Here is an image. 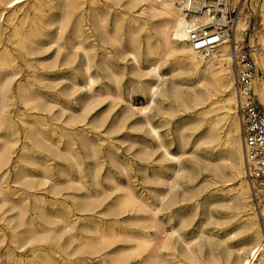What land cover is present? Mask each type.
<instances>
[{"label":"bare ground","instance_id":"6f19581e","mask_svg":"<svg viewBox=\"0 0 264 264\" xmlns=\"http://www.w3.org/2000/svg\"><path fill=\"white\" fill-rule=\"evenodd\" d=\"M122 1L0 0V206L5 209L0 220L6 223L10 239L0 252V260L4 258L3 264H264L262 225L251 210L249 186L242 180L243 144L230 39L208 54L192 48L188 42L190 28L198 24L208 27L214 20L211 12H198L193 0ZM229 2L224 3V12L238 0ZM249 8L260 16L261 45L255 50H262L256 63L264 73V1L249 0ZM248 10L242 8L240 15ZM242 17L235 23L238 43L248 27V18ZM124 22L130 33L127 45L117 31ZM142 31L145 37L141 40ZM107 43L116 44L138 66L142 64V50L152 57L153 63L143 68L144 75L155 78L148 87L149 109L159 97L174 98L195 112V129L205 125L201 139L210 144L212 155L219 156L214 160L219 162L214 165L213 193L225 202L217 233H206V238L188 236L192 213L183 212L182 203L193 196L187 200L186 191L178 196L176 190L178 178L192 166L183 157L189 151H170L148 108L139 110L143 117L137 125L146 128L174 169L169 176L155 171L151 175L144 165L142 180L148 182L156 176L165 184L162 190L141 189L134 183L131 160L118 146L109 144L110 136L104 138L89 128L72 132L62 127L58 133L54 128L49 130L46 121L37 122L38 113L33 111L54 114L56 106L60 118L69 112L63 117L66 125L87 119V112L76 114L70 101L75 87L83 85L94 94V86L104 84V73L109 71L116 78ZM51 45L58 48L53 61L37 56L43 47ZM62 50H66L65 56L60 59ZM80 56L82 60L76 63ZM164 64L183 75L178 82L186 90L178 85L163 87ZM63 82L73 87L64 84L58 89ZM254 92L264 104V76L256 75ZM94 95L107 94L99 89ZM15 98L32 111L33 119L27 120L24 112L11 109ZM18 122L24 126L23 136ZM88 122L99 130L105 126L106 117L95 115ZM179 137L184 145L191 142L182 133ZM151 146H143V158ZM100 148L104 149L103 156L99 155ZM82 164L87 168L73 170V165ZM115 166L126 174L125 181L119 179ZM126 213L129 217L120 223L117 217ZM108 215L115 218L108 220ZM5 240L6 233H0V244ZM28 246L32 255L23 256Z\"/></svg>","mask_w":264,"mask_h":264},{"label":"rangeland","instance_id":"374dc122","mask_svg":"<svg viewBox=\"0 0 264 264\" xmlns=\"http://www.w3.org/2000/svg\"><path fill=\"white\" fill-rule=\"evenodd\" d=\"M122 3H125V0H123ZM248 12L249 13H245V14L243 12L244 14L243 17L248 18V22H247L248 30L246 34H242L239 40L245 46L252 47L253 49L252 53L255 58V62H257L258 61L256 60L257 55L258 54L263 55L262 50L260 48L259 50H255V46L260 47L261 45L258 34L262 30V26L260 24L259 13L256 11L255 14V12H253V10H251L250 8ZM243 17L242 19H244ZM112 18L113 15L111 16L110 21L112 20ZM110 23L112 26L113 20ZM126 28L127 27L124 22L121 23L120 28H118L117 30L118 34L123 38V42L125 45H127L130 40V33L127 31ZM144 37H145V31H142L139 34V39L142 40ZM106 47L109 49V52L112 54L114 58V70L115 72L117 71L116 72L117 76L116 78H114L109 71L104 73V75L106 74L107 76V77L105 76L103 79L104 84L102 85L101 83H97L94 86V88L96 89L94 94L97 93L99 89H101L107 95L103 97L95 96L92 92L88 91L82 85L75 87L74 97L70 101L72 108H74L77 111L76 114L87 112L88 117L84 122L83 121L78 122L73 126L66 125L64 123L65 121L64 118L67 117L69 112L65 113L66 115L63 116L64 118L63 117L60 118L58 116L59 114H56L60 110L58 106L54 108V114L53 112L47 113L42 110H36L33 112L38 113L39 120H37V122L45 123L46 121L48 125L47 128L49 130L54 128L58 133L60 132L62 127H65V129L71 130L72 132H78L83 130L84 128H89L90 130H92V132H97L99 135L103 136L104 138H108V136H110V139H107L109 144H115L116 146H118L119 152L124 157H127L131 160L130 169L134 171V180H135L134 183H136L138 187L141 189L145 187H149L157 190H162L164 189L165 184L163 182H160V180L156 176H153L151 179H149L148 182L142 180L141 169L145 165L146 168H148V172H150L151 175L153 174V171H155L158 173L166 172L167 176H169L174 169V164L172 161L164 157L163 149L160 147L158 148L156 143L152 140L151 136L148 134L146 128L137 125L138 122L143 117L142 113H140L139 110L142 108L147 109L148 105L150 104L148 87L150 84H152L155 81V78L144 75L143 68H146L149 64L153 63L152 57L147 56L146 53L142 50L140 52V63L142 64L138 66V64L134 63L132 57L129 54L122 52L116 44L107 43ZM65 51L66 50H62L60 52V57H59L60 59H63V57L65 56ZM229 52H230V44H229ZM57 54H58L57 45H51L50 48H47V46L43 47V50L40 51L37 54V56L41 58H47L49 62V61H53V59L57 56ZM81 60H82L81 56L77 57L76 63H78ZM256 66L258 70L257 73L258 76H264L263 70L260 67H258V63H256ZM231 70L234 77L233 61H231ZM161 72L163 78H165V84L163 86L165 89L171 88L172 85H178L182 89L186 90V86L181 85L178 82L179 79L183 78V75L178 74L177 71H172L168 64L163 65ZM64 84L68 85L70 88L73 87L70 83L63 82L58 86V89L63 87ZM234 88H235V77H234ZM40 89L42 91L49 90V88H40ZM119 96L121 98H119ZM257 98L259 100V103L264 107V104L260 101L258 96ZM126 100H128L130 103L128 101L126 102ZM11 103L13 104L11 108L13 111L24 112L25 119L27 120L33 119L31 116L32 114H30L32 113V111L28 110L16 98L15 100L13 99ZM237 109L238 106H236V110ZM195 110H199V108ZM149 114L153 117L154 122L158 124V129L161 132L165 142L169 144L168 148L170 149V151L176 154H182L185 151H189L186 154H184L183 157L184 159L186 158L187 159L186 162L191 163L192 166H190L189 170L187 169L183 173V175L180 178H178L180 186H178L176 190L178 196H182L184 191H186L187 200L188 197L190 198L191 196H193L192 200L185 201L182 203L183 206L185 207L183 212L187 211L185 213H192L191 216L192 221H190V226L188 227V230L191 234L188 236L200 235L202 236V238H206L205 237L207 235L206 233H217L219 228L221 227L219 222L222 221L223 213L225 212V208H224L225 202L220 199V196L218 194L213 193L215 190L214 189L215 185L212 184L213 181L215 180L214 165L219 162L217 160L216 161L214 160L218 159L219 156L218 153L212 155V152L209 150L210 144H208V142H206L205 139H201V134L203 133V128L205 125L202 124L201 127L195 129L196 125L195 123H193L195 112H193L192 109H186L183 106L182 101H176L174 98L166 99L163 97H159L158 103L150 107ZM13 115H17V114H13ZM95 115L106 117L105 126L99 130L93 129L91 127V124L88 122ZM18 126H19L20 136L21 135L23 136L24 126L21 122H18ZM25 126L28 127L27 125ZM180 133L184 134L186 137H189V139L191 138V142H189L187 145H184V142H182L179 137ZM239 136H240V124H239ZM195 141L197 142L194 144ZM144 145H152L150 148L148 147L147 149L148 152L146 156L147 158H143L141 154ZM20 147L21 145L17 147L16 151H18ZM192 152L193 154H191ZM103 154H104V149L100 148L99 155L103 156ZM92 160L94 159L91 158L90 161ZM51 164L55 165L56 164L55 160L51 161ZM86 166H87L86 164H82L81 166L73 165L72 168L73 170L77 171L79 167H81V169H86L87 168ZM105 166H109V162L108 163L106 162ZM37 169L39 170L41 168L37 166ZM104 169L105 167L102 169V172H104ZM113 170L117 172L120 180L125 181L127 179L126 174L123 173L118 166H115ZM242 180L243 181L245 180L244 183L247 182V185L249 186L246 176L242 177ZM103 181L107 184H111L109 180H104V178ZM144 190L148 192L147 189ZM249 193H250V188H249ZM48 198H50V196H48ZM108 199L110 200V198ZM108 199L106 201H108ZM251 204H252L251 208L253 207L251 210L255 211L254 213H256L255 215H257V221L260 225H262L261 229L263 230V224H264L263 220L254 209V205L252 201ZM190 205H194V206L191 208ZM0 209H1L0 212H3L5 210L4 207L2 208L1 206ZM76 213L78 215L82 214L86 216L85 212L77 211ZM128 214L130 215V213H126V214H121L119 217H117L120 219L119 220L120 223H123L129 217ZM106 218L108 220H112L115 217L113 215H108ZM228 227H230V225H228L226 228ZM2 232L6 233V240L4 243L0 244V252L4 251L5 245L8 244L10 241L9 229L6 226V223L0 220V233ZM38 246L39 244L36 245V247ZM47 247L51 248L52 245L49 244L47 245ZM31 250H32L31 246L26 247L25 250L22 251L23 256L32 255ZM0 262H2L3 264L4 258H1Z\"/></svg>","mask_w":264,"mask_h":264},{"label":"built area","instance_id":"2783aa9c","mask_svg":"<svg viewBox=\"0 0 264 264\" xmlns=\"http://www.w3.org/2000/svg\"><path fill=\"white\" fill-rule=\"evenodd\" d=\"M198 12L202 9L212 13L214 20L208 27L195 25L188 32V42L194 50L208 54L225 39H230L233 57L235 89L243 144L244 170L254 209L264 223V107L254 92L258 73L251 46L237 42L235 23L242 8L248 9L249 0L232 3L226 12L222 7L226 0H193ZM264 1V0H263ZM244 2L247 6H244ZM248 28L245 30L247 33ZM264 233V224H263Z\"/></svg>","mask_w":264,"mask_h":264}]
</instances>
